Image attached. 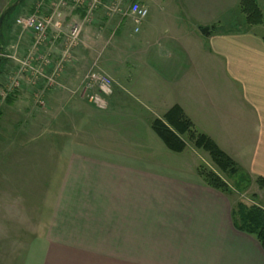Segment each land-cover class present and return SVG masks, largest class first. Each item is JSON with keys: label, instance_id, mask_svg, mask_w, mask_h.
<instances>
[{"label": "crops", "instance_id": "obj_1", "mask_svg": "<svg viewBox=\"0 0 264 264\" xmlns=\"http://www.w3.org/2000/svg\"><path fill=\"white\" fill-rule=\"evenodd\" d=\"M53 1L44 2L43 14ZM132 1L149 11L141 30L100 8L84 24L76 50L102 56L110 46L124 48L122 72H110L106 109L78 94L88 69L84 56L65 69L60 95L46 98L53 120L42 150L54 163L43 162L44 176L36 161L28 163L29 174L22 172V155L5 138L6 131L20 138L18 125L7 130L5 119L26 102L6 101L10 112L0 111V245L6 230L21 239L14 216L24 206L35 235L27 264H264L260 243L233 224V198L205 185L196 168L153 157L169 155L152 128L178 106L197 135L211 139L251 179L264 178V34L256 31L264 23L245 28L241 0ZM29 2L28 14L43 0ZM65 14L67 23L84 21L73 3ZM213 25L222 26L201 34Z\"/></svg>", "mask_w": 264, "mask_h": 264}, {"label": "rangeland", "instance_id": "obj_2", "mask_svg": "<svg viewBox=\"0 0 264 264\" xmlns=\"http://www.w3.org/2000/svg\"><path fill=\"white\" fill-rule=\"evenodd\" d=\"M13 1L14 0H0V16ZM257 2L264 16V0H257ZM30 7H31V3L29 2V0H26L23 3V5L19 8V10L15 13V15L13 16L14 18L12 19L13 22L11 25L10 35H9L10 42L7 45L4 52L5 54L4 56L8 61L6 62L4 70L0 76V111L1 110L4 111L5 109H7L5 108V105L8 98H11L13 100L21 99L20 100L21 102L22 101L26 102V103L18 104L16 106V109L11 111L12 114L10 115L8 114L7 115L8 117L5 119L6 125L4 127L7 130L8 128L10 129L13 126L18 125L17 130L19 131L18 136L20 138L17 139L13 136H10V131H6L5 138L6 140L7 138L12 139V141H14V143L17 145V148L15 146L14 150L16 151L17 154L19 153L20 155H22V165H21L22 172L29 174V172L31 171L30 168L33 167V165L32 164L28 165V163L29 162L33 163V161H36L37 162L36 168L39 169V174L44 176V173L42 172L46 170H43L44 168L43 162L45 160L52 161L53 158L47 151H43L42 147H44V145H46L50 141L51 136L48 134V127L49 124L52 123L53 119H51L50 116H48L47 113L48 109H46L45 107L46 104L44 106H41L38 104V102L39 99L41 98V100L44 103H46V98L49 95L53 94L59 96L60 93L58 92H61L62 90H61V86L59 88L47 87L46 84L44 83V78H39L40 81H36L37 83H35L32 75L29 74V68L26 67V64H28V60H30L33 65L36 64V66H39L41 64V61L34 60L33 55H30L31 52H33V44H34L32 40V36L26 32L22 33L21 29L16 25L17 18L28 15ZM238 17H240L241 20L243 19L240 15H238ZM227 25L228 24L226 23V26ZM128 26L129 25H126L125 23L123 25V28L126 27L127 29ZM110 28L114 30L112 27ZM111 29L110 30L105 29V33L110 31L109 33L111 34V32H113ZM64 30L67 31V25ZM256 31L258 33L264 34V24L262 28L260 27L256 28ZM138 36H140V33L138 34ZM55 48H57V51L55 53L52 52L53 54L49 58L51 65H49V67H43V71H44L43 73L46 76L49 75L51 76L53 70L57 67L61 59L60 51H62L63 47L56 44ZM103 49L104 46L100 49V52L101 51L103 52ZM105 50L106 52H104L102 56L100 55L84 56L78 54V52L75 50L74 60L72 63L76 62L77 58L81 59V57L84 56L85 57L84 60H80V62L86 64V67L88 66L87 72L83 73L80 81L83 82L88 76L93 75L99 77H107L113 83V80L110 76L111 74L110 72H112L113 74L114 72L115 73L117 72L116 74H120L119 72H122L125 63L124 48L122 47L121 49L119 48L111 49L110 46ZM72 63L64 64L63 73H61L57 78L58 83L60 85L62 84V80H63L61 76L64 74V71L67 68V66H72ZM94 63L96 65L93 66ZM34 83L36 85H39V88L35 87ZM99 97H101V99L105 101L108 96H105V94L101 93ZM137 102H139L138 103L139 106L143 104L140 103V101ZM59 105H60L59 103L56 104V107L54 108V111H56L58 115L60 112ZM7 110L9 111V109ZM1 121L2 119L0 120V126L2 125ZM54 122L55 123L53 126H57L56 128L54 127V130L55 129L59 130L61 126V121L58 118V120H55ZM183 140L186 143L187 148L182 153V155L169 152V150H167V148L163 146L164 151L168 153L169 156L163 157L160 154L154 153L153 157H158L159 159L162 160L165 159L170 163H174L175 165L177 164L180 165L181 167H185L187 170L196 168L197 172L198 169L213 171L219 174L222 177V179L227 184H229L231 189L235 190L233 180L229 179L226 175H224L219 171V169L212 162L208 153L202 150H197L194 146V141L189 137H185L183 138ZM158 141L160 145H163L162 141L159 138ZM14 150H11L9 153L6 152V155L10 157V155H13ZM51 161H49V163H51ZM52 162L54 163V161ZM6 167H8L7 162H6ZM6 170H8V168ZM48 170L51 171V168H49ZM31 173H33L34 175L33 170ZM58 176H59L58 169H54V172L52 174V179L54 181V183L52 184L53 188L55 181L58 179ZM251 180L252 183L247 190H244L241 193L235 192V194L231 198H233L235 203L241 201L249 207L252 205H258L262 209H264V190H261L258 187L255 179H251ZM22 193H23L22 196L24 197L26 194L24 193V191H22ZM23 197H22V205H23ZM25 203L27 204L26 199H25ZM11 207H12V202L8 207L6 204V208H8L9 211L13 210L11 209ZM15 213H17V210H15ZM14 219H15V227L16 228L18 227V229L20 228L21 239H17L16 236L14 237V234H16L15 232H12L11 230H6L4 234L5 246L0 245V257L3 259L4 264H27L28 255L30 252L28 246L29 243L32 242L35 238V235L32 232L30 234L28 229H30L33 226L34 222L32 221V217L28 215V209L24 206H22L20 209V216L17 217L15 215ZM10 222H12V220H10ZM11 228L12 227H10V229ZM18 240L21 241L20 248L14 247L17 244Z\"/></svg>", "mask_w": 264, "mask_h": 264}, {"label": "built area", "instance_id": "obj_3", "mask_svg": "<svg viewBox=\"0 0 264 264\" xmlns=\"http://www.w3.org/2000/svg\"><path fill=\"white\" fill-rule=\"evenodd\" d=\"M43 0L34 7V12L17 18L16 25L22 33H29L33 40L34 60L41 61L39 66L33 65L30 60L26 67L29 68V74L34 78V82L44 78V83L49 88H59L58 77L63 73L64 64L72 63L74 60V52L78 49L84 24H92L95 19V13L103 8L108 16H120L130 18L135 32L139 31L141 23L148 17L149 11L139 2L132 0H107L103 4L102 0H55L50 3V9L44 13ZM73 3L76 9L82 10L84 21L66 22L65 9L69 4ZM49 11V13H48ZM67 25V31L64 30ZM62 42L61 59L57 67L53 70L51 76L44 75L43 67H49V58L52 56V49L57 43ZM93 76V75H92ZM88 76L84 81L78 94L81 99L93 104L99 109H106V102L99 97L105 94L110 96L112 91V81L107 77ZM35 87L39 88V85ZM39 105L44 106V102L39 99Z\"/></svg>", "mask_w": 264, "mask_h": 264}, {"label": "trees", "instance_id": "obj_4", "mask_svg": "<svg viewBox=\"0 0 264 264\" xmlns=\"http://www.w3.org/2000/svg\"><path fill=\"white\" fill-rule=\"evenodd\" d=\"M17 1L14 0L3 12L5 17L0 29V76L8 61L4 56V52L10 42L9 35L13 16L26 0H21L20 5L15 7L14 4ZM238 12L243 18L245 28L260 26L264 23V16L257 0H241ZM7 101L12 102V99L8 98ZM152 128L165 147L174 154H182L186 150L187 145L183 138L189 137L192 139L195 148L208 153L219 171L233 180L235 190L231 189L219 174L205 169H198V175L205 185L230 197L235 192L241 193L247 190L251 185V177L223 153L211 139L195 133L194 125L186 118L180 107L175 106L162 119L154 120ZM255 180L258 187L264 190V178L259 177ZM232 220L238 231L254 237L264 251V209L258 205L249 207L241 201L236 202L232 210Z\"/></svg>", "mask_w": 264, "mask_h": 264}, {"label": "water", "instance_id": "obj_5", "mask_svg": "<svg viewBox=\"0 0 264 264\" xmlns=\"http://www.w3.org/2000/svg\"><path fill=\"white\" fill-rule=\"evenodd\" d=\"M21 0H18L14 6H18L20 4ZM4 17H5V13H3L1 16H0V29H1V25L3 23V20H4ZM218 26L220 25H213L211 27H205L203 29L200 30L201 34L202 35H205V36H209V34L214 31ZM0 52H1V49H0Z\"/></svg>", "mask_w": 264, "mask_h": 264}]
</instances>
